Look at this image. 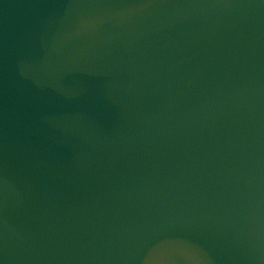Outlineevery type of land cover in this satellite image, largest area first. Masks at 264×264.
I'll list each match as a JSON object with an SVG mask.
<instances>
[{
    "label": "water",
    "instance_id": "obj_1",
    "mask_svg": "<svg viewBox=\"0 0 264 264\" xmlns=\"http://www.w3.org/2000/svg\"><path fill=\"white\" fill-rule=\"evenodd\" d=\"M0 264H264V0H0Z\"/></svg>",
    "mask_w": 264,
    "mask_h": 264
}]
</instances>
